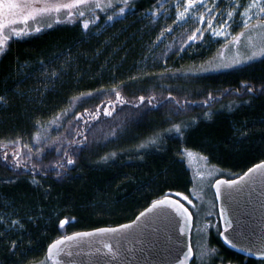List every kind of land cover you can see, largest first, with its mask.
Here are the masks:
<instances>
[{
  "label": "trees",
  "instance_id": "16d2710c",
  "mask_svg": "<svg viewBox=\"0 0 264 264\" xmlns=\"http://www.w3.org/2000/svg\"><path fill=\"white\" fill-rule=\"evenodd\" d=\"M152 5L136 0L123 17L85 31L62 23L7 41L0 53V264H41L56 238L130 221L167 194L194 216L189 264H264L221 241L210 189L204 202L211 207L200 214L203 197L192 194L183 154H202L225 178L264 159V56L214 72L204 69L211 46L153 58L158 28L145 14ZM65 218L72 220L62 233ZM209 220L215 226L205 233L196 228Z\"/></svg>",
  "mask_w": 264,
  "mask_h": 264
},
{
  "label": "water",
  "instance_id": "95a60500",
  "mask_svg": "<svg viewBox=\"0 0 264 264\" xmlns=\"http://www.w3.org/2000/svg\"><path fill=\"white\" fill-rule=\"evenodd\" d=\"M217 181L221 183L217 184ZM225 181H236V184L229 186ZM212 189L219 214L221 241L244 256L263 259L256 249H261L264 243V159L252 164L239 176L214 179ZM157 201L164 203L157 204ZM173 201H179L183 208H178ZM192 224L190 209L180 199L168 194L152 200L130 221L56 238L47 246L46 256L51 260L50 264H189L193 255ZM101 229L116 231H98ZM83 233L91 235H77ZM65 237L71 239H63L59 245L60 253L51 257L49 246ZM105 244L111 245L112 250L106 249Z\"/></svg>",
  "mask_w": 264,
  "mask_h": 264
},
{
  "label": "rangeland",
  "instance_id": "374dc122",
  "mask_svg": "<svg viewBox=\"0 0 264 264\" xmlns=\"http://www.w3.org/2000/svg\"><path fill=\"white\" fill-rule=\"evenodd\" d=\"M56 1L57 0H37L34 7L73 2V0H58V3H56ZM135 1L136 0H130L129 5L125 7L123 0H111L113 7L108 8L104 7V5H106L109 0H103V11L101 8H96L94 4H87L80 5L73 9L61 8L59 12L37 13L27 21L23 19L22 15H16L14 17H9V19L15 22L11 25L5 24L3 35L8 36L9 41L12 38H22L43 32L52 26L62 23H80L82 30L85 31L99 24H110L113 20L123 17L127 12L133 9ZM230 3L235 10L233 16L229 18L227 16V11L230 10ZM248 3H250V0H203L202 4L197 3L195 7L190 9L184 19L178 20L177 12L183 11L184 7L187 5V0H153L152 9L145 13L149 15L151 19L147 24L158 28L157 38L153 45L156 48V53L154 51L155 55H150L153 58L162 57V59H165L171 54L182 55L184 51L194 48L195 46H202V48L211 46V56L207 58L204 67L205 71L208 72L229 69L264 56L256 55L254 58L248 59V57H252L254 51L259 52V49L264 46V29L249 31L245 28V18L241 13H243ZM178 4L180 5L179 8H177ZM161 5H163V7H161ZM237 5L240 6L237 7ZM121 7L125 8L122 14L119 13ZM209 9L212 10L211 13L208 11ZM69 11L73 12L71 17L68 15ZM81 11L85 13L83 17L79 15ZM256 11V9H252V13ZM201 14L204 15L203 21L199 19ZM109 16L113 18L109 20ZM209 20L212 21L211 27L208 25ZM225 21H227V23H225ZM86 22L89 23L88 28L84 27ZM258 22V19L253 15L250 24L255 25ZM222 24H224V27L221 29L220 26ZM12 28L27 34L17 36L11 32ZM36 29H39V31H36ZM166 29L169 30L165 31ZM217 31L222 32V34L216 35ZM162 32L163 35H161ZM194 32L197 33L196 38L188 40V37L192 36ZM236 61L240 62L237 63ZM183 154L194 184L192 194L198 199L201 196L203 197V199L198 201L197 205L205 201L206 195L204 192H207L208 195L206 200L211 201L208 191L210 189L213 193L212 182L219 176V169L210 165L206 157L196 151L184 149ZM178 196L186 201L192 208L196 209V204L190 196L184 194ZM185 196L188 197V200L184 199ZM189 200L191 203H189ZM210 207V202H204L202 204V213L200 214H205ZM63 220L66 221V225L72 219L65 218ZM213 223L214 222L211 220L203 222V226L198 223L196 228L199 229L200 232L204 231L205 233V231L212 227ZM65 225L63 227L60 225L62 233H64ZM213 226H215V224ZM45 260L46 259H44L41 264H50L49 259Z\"/></svg>",
  "mask_w": 264,
  "mask_h": 264
},
{
  "label": "snow or ice",
  "instance_id": "6c2138e0",
  "mask_svg": "<svg viewBox=\"0 0 264 264\" xmlns=\"http://www.w3.org/2000/svg\"><path fill=\"white\" fill-rule=\"evenodd\" d=\"M37 3V0H0V53H2L5 49V46L7 44V41L9 39L8 36H4L3 32L5 29V24L7 23L8 25L13 24L15 21L12 19H9V17H14L16 15H22L23 19L25 21H27L30 17H34L35 14L37 13H48V12H52V11H56L59 12L61 8L64 9H73V8H77L80 5H87V4H94V6L96 8H101V10L103 11L104 8L102 7V3L103 0H73L72 3H65V4H54V5H46L43 7H34V4ZM123 3L125 5V7H127L130 3V0H123ZM197 3H203V0H187V5L184 7L183 11H178L177 12V19H184L185 15L189 12L190 9H192L193 7L196 6ZM240 5H237V7H239ZM104 7H108L111 8L113 7V4L111 2V0H109V2L104 5ZM161 7H163V5H161ZM180 5H177V8H179ZM206 7V6H205ZM218 7V5H217ZM229 11H227V16L230 18L233 16L234 14V8L232 6V4H229ZM252 9H256L257 11L255 13H252ZM125 8L121 7L119 9V13L122 14L124 13ZM210 13L212 12L211 9L208 10ZM26 13V14H25ZM69 17H71L73 15L72 11H69L68 13ZM79 15L81 17H83L85 15V13L83 11L79 12ZM242 16H244L245 20H244V25L245 28L248 29L249 31L252 30H256V29H264V0H250V3H248L247 7L244 8L243 13H241ZM255 16L258 19V23L255 25H251L250 24V20L252 18V16ZM113 17L109 16L108 19L111 20ZM199 19L201 21L204 20V15L201 14ZM225 23H227V21H225ZM208 25L209 27L212 26V21L209 20L208 21ZM89 23L86 22L84 24L85 28H88ZM221 29L224 27V24H222ZM169 29H166L165 31H168ZM36 31H39V29H36ZM199 31V30H197ZM11 32L17 36L19 35H26L27 33H23L22 31H17L15 28L11 29ZM222 32L217 31L216 35H221ZM161 35H163V32L161 33ZM243 35V34H241ZM197 36V33L194 32L192 34V36L188 37V40H193L195 39ZM256 55H264V46H262L259 49V52H253L252 57H248V59L254 58ZM237 63H239L240 61H236ZM249 92H252L253 89L252 88H248ZM90 95V94H89ZM116 97L119 100L120 99V93L117 92L116 93ZM2 99V98H0ZM141 101L144 100L143 97L140 98ZM149 103H151V101H149ZM105 114L107 115H111V112H105ZM207 115V113L205 114ZM173 128L175 129V131L177 133L181 132V126L180 125H174ZM67 156V153L65 154ZM68 164H72L74 163V161L71 158H68L67 160ZM60 167H63V165H60ZM259 167V166H257ZM252 169H249V172H251ZM245 175L247 176L248 173H245ZM34 183H38V181L33 180ZM220 181H217V184H220ZM224 183L228 184L229 186L236 184V181H225ZM219 194V193H218ZM177 195H181L180 193H177ZM167 199V198H165ZM185 200H188V197L185 196L184 197ZM157 204H163L164 201H157ZM174 204H176L178 206V208H183V205L179 204V201H173ZM189 203H191V201L189 200ZM185 212H187V209H184ZM144 215L143 213H141V216ZM18 223L17 221H13V224ZM66 221L65 220H61L60 221V225L61 227H63L65 225ZM121 227L127 228L128 225H122ZM98 231H116V229H108V230H98ZM77 235H84V236H88L91 235L90 233H83V234H77ZM221 235H224V233H221ZM63 239H71V237H65L62 238V240H58L56 241L53 245L49 246L48 252L49 255L51 257H56L61 249L59 248V245L63 242ZM16 245V242L13 241V246ZM104 247L106 249H108L109 251H111V245L109 244H105ZM261 249H264V243H262L261 245ZM261 249H256V251H259L260 253V257L264 258V250ZM207 249L205 250L203 254H207ZM249 251H252V249H249ZM255 254V253H253Z\"/></svg>",
  "mask_w": 264,
  "mask_h": 264
}]
</instances>
